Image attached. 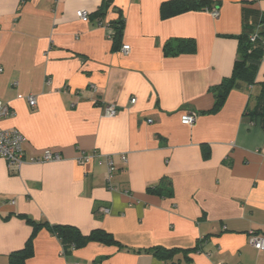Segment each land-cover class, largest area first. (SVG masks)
<instances>
[{
    "label": "crops",
    "instance_id": "crops-1",
    "mask_svg": "<svg viewBox=\"0 0 264 264\" xmlns=\"http://www.w3.org/2000/svg\"><path fill=\"white\" fill-rule=\"evenodd\" d=\"M164 1L0 0V99L14 111L0 126L24 135L26 158L62 155L16 173L0 157V264L31 236L27 219L45 225L25 264H264V249L249 242L264 231V131L245 112L264 60L252 84L237 81L208 112L210 89L230 76L238 36L264 17V0H210L217 16L197 9L162 19ZM181 39L194 51L164 53L166 41ZM111 104L118 112L107 117ZM187 111L198 114L193 125L180 121ZM81 152L112 157L110 182L97 159L76 162ZM52 225L101 229L125 248L90 242L64 254ZM197 244L189 261L134 251Z\"/></svg>",
    "mask_w": 264,
    "mask_h": 264
},
{
    "label": "trees",
    "instance_id": "trees-1",
    "mask_svg": "<svg viewBox=\"0 0 264 264\" xmlns=\"http://www.w3.org/2000/svg\"><path fill=\"white\" fill-rule=\"evenodd\" d=\"M107 1V0H106ZM212 1L210 0H167L161 3L159 8V14L162 19L169 18L171 16L197 9H205L212 7ZM90 17V15H89ZM264 21V17L258 22ZM124 21L119 19L112 23L116 28V35H120L122 31ZM248 31H243L238 36V48L237 58L233 63L232 72L229 77L221 80V82L211 87L210 91L214 95L213 107L208 112L217 111L224 103L228 93L235 86L237 81H245L248 84H252L254 81V74L258 64L261 60H264V27L260 28L259 36L262 37L261 41L251 43L249 41ZM195 49V43L192 39L181 40H168L163 45V51L165 54H179L182 52H192ZM259 92L255 97L253 106L245 108V112L249 115L252 121L258 120L261 128L264 131V81L259 83ZM170 184L168 180H164ZM155 188H150L155 191ZM32 226V234L25 242L23 248L11 252L7 257V264H25L33 253L32 239L36 232L44 226V223H37L33 220L27 219ZM61 241L63 246V253L68 254L75 249H79L90 242H99L105 245L117 246L118 248H125L119 242H117L113 236L101 229H94L89 234L83 235L74 226L71 225H52L48 227ZM259 232V231H257ZM199 250V244L190 249H166L163 247L155 246L147 249H137L136 252H146L164 263L172 261L176 253H181L186 261H189V254ZM171 263V262H170ZM169 263V264H170ZM177 264V263H171Z\"/></svg>",
    "mask_w": 264,
    "mask_h": 264
},
{
    "label": "built area",
    "instance_id": "built-area-1",
    "mask_svg": "<svg viewBox=\"0 0 264 264\" xmlns=\"http://www.w3.org/2000/svg\"><path fill=\"white\" fill-rule=\"evenodd\" d=\"M206 11H209L213 16L218 15V9L216 7H207L205 8ZM77 17L81 21H88L89 14L85 9H79L76 11ZM264 27V21L257 24L256 28L253 32L249 35V41L251 43H256L258 40L261 41L262 37L259 36L260 28ZM130 50L129 45H122L121 51L123 53H128ZM2 68H0V72ZM92 90H95L94 85L89 86ZM27 101L30 106H35L36 100L35 97L29 96ZM136 99L133 97L130 99V103H135ZM118 107L116 105H108L105 109V116L113 117L117 114ZM14 115L13 109L4 103L0 99V120L4 118H8ZM197 113L195 111H187L180 117V121L182 124L186 125H193L197 118ZM149 122L151 120H148ZM24 135L19 132L15 128L5 129L0 126V157L4 158L7 167L10 172L16 173L22 164L24 163H44V162H54L59 161L62 159V155L58 151H53L50 149H45L38 155L31 156L29 158L25 157L23 144L25 143ZM101 156V155H100ZM99 154L93 153L90 156H87L83 152H81L77 158L75 159L78 164L86 163L92 159H97ZM102 159H97L99 164H105L107 167V182H110L113 172L115 170L113 159L110 155H103ZM121 160L123 163H126L127 158L126 156L122 155ZM14 203V201H12ZM100 211L107 212L108 209L105 207L100 208ZM250 244L257 250L262 251L264 249V231L256 232L252 231L249 237Z\"/></svg>",
    "mask_w": 264,
    "mask_h": 264
}]
</instances>
